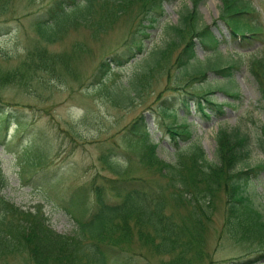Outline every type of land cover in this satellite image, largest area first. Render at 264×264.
I'll list each match as a JSON object with an SVG mask.
<instances>
[{
  "label": "trees",
  "instance_id": "16d2710c",
  "mask_svg": "<svg viewBox=\"0 0 264 264\" xmlns=\"http://www.w3.org/2000/svg\"><path fill=\"white\" fill-rule=\"evenodd\" d=\"M13 1L0 0V35L1 30L12 28L22 17L30 15L40 42L19 55L0 52V136L10 124L18 128L23 124L17 101L5 94L6 88L30 90L33 96L40 97L43 93L39 90L51 91V83L74 75L72 62L82 45L76 43L70 52L48 48L61 40L67 28L78 23L98 37L117 18L133 16V30L124 42V50L102 60L94 74L96 81H101L113 67L125 65L144 51L150 29L163 15V4L176 0H37L35 8L23 10L13 5ZM202 1L190 0L191 6L179 12L177 24L168 26L164 47L151 53L152 64L140 75L141 79L132 81V93L178 47L173 64L189 74L191 80H206L207 69L230 77L235 62L207 63L206 68L187 73L197 58L196 47L207 55H220L221 43L231 42L244 48L261 37L263 25L258 21L252 0H220L218 19L228 29V40L218 39L212 25L202 21L197 9ZM247 67L264 103V50L249 53ZM186 93L189 96L182 98L183 105H187L188 99L196 100L197 108L206 117L222 114L225 102H214L208 89ZM125 100L129 101L130 96L122 101ZM166 128L175 140L174 162H165L155 154L156 145L150 142L143 115L129 123L126 133L129 144L142 149V163L158 179L129 177L128 169L119 170L113 178L102 183L93 180L66 195L68 206L80 214L73 235L53 230L41 205L25 210L8 201L1 194L7 179L0 169V259L24 253L28 264H134L130 252L133 243H137L149 254L161 256L157 264H203L210 258L205 245L206 231L219 197L223 198L227 233L232 238L256 241L261 249L255 258L232 264H257L264 259V219L253 207L247 190L264 165L244 164L252 146L264 154V126L253 143L240 128L218 126L213 160H207L193 141L188 124ZM174 135L187 144L180 147ZM100 160L110 165L108 155L102 154ZM88 196L92 199L88 200Z\"/></svg>",
  "mask_w": 264,
  "mask_h": 264
},
{
  "label": "rangeland",
  "instance_id": "374dc122",
  "mask_svg": "<svg viewBox=\"0 0 264 264\" xmlns=\"http://www.w3.org/2000/svg\"><path fill=\"white\" fill-rule=\"evenodd\" d=\"M38 2L15 0L13 5L23 10L35 8L33 5ZM190 3V0L165 2L162 17L144 41V51L125 65L113 67L101 81H96L94 74L102 60L124 50V42L133 30L130 14L117 18L98 37H93L88 28L74 23L66 29L61 40L48 45L50 50L66 52L76 43L82 45L72 62L74 75L51 83V91L39 90L43 95L35 97L30 90L5 89V94L17 101L23 120L21 127L12 123L4 137V133L0 136V168L7 179L1 194L8 201L25 210L41 205L47 224L53 230L73 235L80 214L67 203L66 195L72 189L88 186L93 180L102 183L126 169L129 177L158 179L157 174L142 163V149L132 147L126 138L129 123L139 115L144 116L150 142L156 145L155 154L165 162H174L176 153L175 140L166 128L169 125L188 124L193 141L201 147L207 160L215 158L218 126L240 128L249 135L251 143L256 140L264 126V103L248 71L247 60L249 53L264 50V27L261 37L244 48L226 42L220 45V55H207L196 47L197 58L187 73L204 69L207 63L227 65L235 62L230 77L207 69L206 80H191L189 74L173 64L178 47L169 58L161 61L159 69L144 77L142 87L132 93V81L148 70L152 64L151 53L164 47L168 26L177 24L179 12L190 7ZM252 3L258 17L252 16L264 26V0H252ZM220 7V0H203L197 9L202 21L212 25L216 37L228 40V29L218 19ZM31 21V16L27 15L12 28L1 30L0 52L19 55L40 42ZM206 89L214 102H225L221 115L206 117L197 108L196 100L188 99L186 106L182 104V98L189 96L186 92ZM125 96H130V100L122 101ZM116 99L121 100L116 102ZM175 137L180 147L187 144L180 136ZM252 148L244 164L264 165V154ZM102 154L108 155L110 165L102 163ZM247 190L253 207L264 219V167ZM91 199L88 196V200ZM223 212V198L219 197L206 231L205 245L210 258L203 264H232L255 258L261 253L259 243L232 238L224 227ZM130 253H133L134 264H157L161 259L137 243H133ZM28 263L24 253L0 259V264ZM257 264H264V259Z\"/></svg>",
  "mask_w": 264,
  "mask_h": 264
}]
</instances>
